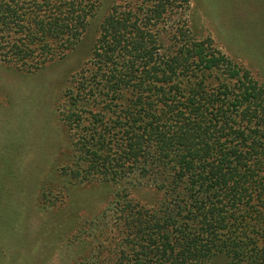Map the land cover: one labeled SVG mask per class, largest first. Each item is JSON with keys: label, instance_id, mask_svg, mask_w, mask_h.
Segmentation results:
<instances>
[{"label": "trees", "instance_id": "trees-1", "mask_svg": "<svg viewBox=\"0 0 264 264\" xmlns=\"http://www.w3.org/2000/svg\"><path fill=\"white\" fill-rule=\"evenodd\" d=\"M101 2L0 0V67L14 75L88 38L54 105L69 145L58 174L117 188L74 264H264L258 74L191 30L190 0ZM128 185L160 199L142 205Z\"/></svg>", "mask_w": 264, "mask_h": 264}, {"label": "rangeland", "instance_id": "rangeland-1", "mask_svg": "<svg viewBox=\"0 0 264 264\" xmlns=\"http://www.w3.org/2000/svg\"><path fill=\"white\" fill-rule=\"evenodd\" d=\"M188 24L264 84V0H190ZM87 39L44 71L19 77L0 67V264H74L89 240L85 226L117 188L69 185L58 174L69 145L54 105L62 74L81 62ZM125 191L142 205L160 199L144 185Z\"/></svg>", "mask_w": 264, "mask_h": 264}]
</instances>
